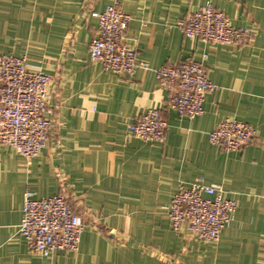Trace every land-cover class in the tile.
<instances>
[{"label":"crops","instance_id":"0c3cea01","mask_svg":"<svg viewBox=\"0 0 264 264\" xmlns=\"http://www.w3.org/2000/svg\"><path fill=\"white\" fill-rule=\"evenodd\" d=\"M118 1L132 15L124 42L151 68L117 74L93 61L88 43L103 11ZM212 3L235 26L239 45L189 38L179 20ZM26 55L52 77L53 125L27 159L0 144V264H264V0H0V54ZM192 58L217 88L190 118L168 107L172 90L156 68ZM149 107L168 121L163 144L130 124ZM248 121L255 140L224 150L209 132L224 118ZM202 177L238 203L218 240L175 231L169 203L181 184ZM27 190L66 194L87 224L76 250L32 251L19 233Z\"/></svg>","mask_w":264,"mask_h":264},{"label":"built area","instance_id":"2783aa9c","mask_svg":"<svg viewBox=\"0 0 264 264\" xmlns=\"http://www.w3.org/2000/svg\"><path fill=\"white\" fill-rule=\"evenodd\" d=\"M92 14L98 25L88 43L91 60L117 74L133 75L137 67L151 68L149 61L138 57L135 47L124 42L132 15L118 1ZM178 24L186 37L212 43L239 45L252 33L249 27L235 26L228 14L212 3L190 11ZM156 74L159 85L172 90L168 107L181 116L201 115L206 93L217 88L205 65L192 58L163 64L156 68ZM51 83V75L31 67L26 55L0 54V144L11 146L27 159L37 155L49 139L53 125L48 116L52 111ZM130 129L142 140L163 144L168 121L160 108L149 107L136 115ZM255 135L256 129L248 121L226 117L209 132V141L224 150H241ZM237 207L223 185L198 177L179 186L168 215L175 231L214 241L234 220ZM86 224L66 194L37 197L32 190L25 192L19 233L32 251L47 256L56 250H76Z\"/></svg>","mask_w":264,"mask_h":264}]
</instances>
